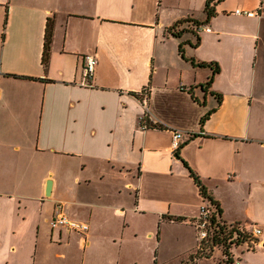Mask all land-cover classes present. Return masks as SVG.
I'll return each instance as SVG.
<instances>
[{
    "label": "crops",
    "instance_id": "1",
    "mask_svg": "<svg viewBox=\"0 0 264 264\" xmlns=\"http://www.w3.org/2000/svg\"><path fill=\"white\" fill-rule=\"evenodd\" d=\"M208 1L0 0V264L189 260L208 202L187 166L263 229L234 253L264 264V0ZM60 205L88 233L53 228Z\"/></svg>",
    "mask_w": 264,
    "mask_h": 264
},
{
    "label": "trees",
    "instance_id": "2",
    "mask_svg": "<svg viewBox=\"0 0 264 264\" xmlns=\"http://www.w3.org/2000/svg\"><path fill=\"white\" fill-rule=\"evenodd\" d=\"M220 1L221 0H209L207 2L206 12L208 16H211L213 14L215 4ZM186 22H190V20L186 19V20L179 21L172 27V29H170V32L174 36H177V37L180 36V31H177L176 27ZM52 27L53 26L51 22H49L48 28H47L46 50L51 41ZM180 54L184 56L182 46H180ZM188 60L191 61L192 63H195L193 58H189ZM201 66H203V64H201ZM217 72H218V68L215 70V73ZM213 78L214 77H212L209 80L207 85L212 83ZM208 117H209V114H207L202 119V123L205 120H207ZM176 155H178L177 151H176ZM187 168L189 169L191 176L194 178V180L198 184L202 195L205 197V199L207 200L208 204L210 205L212 209V214L210 217V235L207 241H205V243L203 244V246L198 249L196 254L191 256V260L194 261L195 258L210 257L212 256L215 248H219L221 251V258L219 260V264H235V261L237 260V258L234 252L242 244L248 242L251 239V236L248 235L246 232H244L242 227L239 224H227L226 222L222 220V217H221L222 209L220 208V205L209 196L207 187L201 181L200 177L196 175V173H194V171L190 169L188 166Z\"/></svg>",
    "mask_w": 264,
    "mask_h": 264
},
{
    "label": "built area",
    "instance_id": "3",
    "mask_svg": "<svg viewBox=\"0 0 264 264\" xmlns=\"http://www.w3.org/2000/svg\"><path fill=\"white\" fill-rule=\"evenodd\" d=\"M237 13H241L240 10L237 11ZM249 15L251 13H248ZM199 30H206L211 31L210 28L206 27H199ZM97 64V59L94 55H86L84 56V75L85 78L91 79L94 75L95 68ZM147 98L148 95H145V110H144V116L142 118V125L143 128L148 127H162L158 120L154 119L151 114L150 110L147 106ZM184 142V133L181 130H173V139H172V148L174 151H177L180 149ZM212 214V209L208 203H205L200 211V215L193 220V223L198 231V239H199V248L203 246L205 241H207L209 235H210V217ZM51 226L53 228L58 227H66L69 230H72L74 232H78L81 234H86L89 231V224L86 222L76 221L68 217L63 207L60 205L58 206V212L51 220ZM243 231L246 232L248 235H255L259 236L263 233V229L259 226L253 227L252 231H249L248 229H245L242 227ZM250 235V236H251ZM235 264H242L240 259H237L235 261Z\"/></svg>",
    "mask_w": 264,
    "mask_h": 264
},
{
    "label": "rangeland",
    "instance_id": "4",
    "mask_svg": "<svg viewBox=\"0 0 264 264\" xmlns=\"http://www.w3.org/2000/svg\"><path fill=\"white\" fill-rule=\"evenodd\" d=\"M175 246L179 247L180 245H178L174 239H171L170 242L168 243V247L172 248ZM191 256H190V259H189L190 261H189V260H186V256L184 253L174 252L172 253V255H170L171 261L168 264H219V260L221 258V251L219 248H217L215 252L213 253V256L205 260L201 258H195L194 261H192ZM185 260H186V263H185Z\"/></svg>",
    "mask_w": 264,
    "mask_h": 264
},
{
    "label": "water",
    "instance_id": "5",
    "mask_svg": "<svg viewBox=\"0 0 264 264\" xmlns=\"http://www.w3.org/2000/svg\"><path fill=\"white\" fill-rule=\"evenodd\" d=\"M48 189H50V186H49V188Z\"/></svg>",
    "mask_w": 264,
    "mask_h": 264
}]
</instances>
